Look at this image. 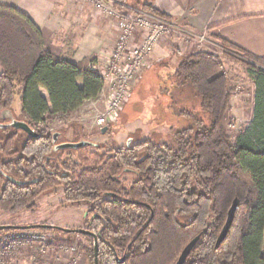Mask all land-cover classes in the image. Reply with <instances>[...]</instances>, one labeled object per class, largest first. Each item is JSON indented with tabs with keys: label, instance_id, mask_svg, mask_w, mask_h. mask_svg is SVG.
Wrapping results in <instances>:
<instances>
[{
	"label": "trees",
	"instance_id": "obj_1",
	"mask_svg": "<svg viewBox=\"0 0 264 264\" xmlns=\"http://www.w3.org/2000/svg\"><path fill=\"white\" fill-rule=\"evenodd\" d=\"M136 5L170 19L149 3ZM218 38L249 60L237 58L255 84L253 119L235 139L227 124L228 72L220 56L200 50L183 57L161 90L187 124L171 142L148 138L109 153L89 151L92 144L56 149L69 140L54 142L41 124L70 118L98 98L104 79L91 66L95 58L75 63L55 55L28 15L0 4V208L34 210L39 198L62 187L67 203L90 204L86 229L98 235V264H175L197 235L185 264H264V57ZM17 96L21 120L37 137L2 117ZM68 150L77 153L72 165L56 157ZM124 173L135 175L130 186ZM235 198L233 224L216 247ZM81 236L89 264H97L94 236Z\"/></svg>",
	"mask_w": 264,
	"mask_h": 264
},
{
	"label": "rangeland",
	"instance_id": "obj_2",
	"mask_svg": "<svg viewBox=\"0 0 264 264\" xmlns=\"http://www.w3.org/2000/svg\"><path fill=\"white\" fill-rule=\"evenodd\" d=\"M106 1L111 3L110 0ZM138 1L139 0H130V3H132L131 5H136ZM82 5L91 7V5L84 3H82ZM93 10L95 9L93 8ZM96 15L99 14L96 13ZM102 17L104 16L102 15ZM115 27L118 33V27ZM201 36H204L203 39L200 38ZM201 36L193 40L187 39L185 36L184 43L180 47L177 44V48L184 51L183 57L200 50L209 51L220 56L228 72L230 85L233 90V101L231 100L232 103L229 105L227 111V124L230 134L235 139L237 134L243 130L250 121V100L252 98L250 92L252 89V77L249 75L245 63L238 61L237 58H242L245 61L249 60L238 51L223 45L218 37L205 33H202ZM140 41L141 37L138 36L135 39V43L138 44ZM191 43L193 45H190ZM174 54L179 56V51L176 47L174 48ZM167 62V65H165L166 69H163V71L158 67H153L151 71L147 72L143 79L141 77L142 74L139 75L132 85L133 89L130 92L128 104L125 105L127 106L125 111L122 110L123 112L120 113L117 119L105 126L108 128L105 133L102 132L101 127L95 124L97 114L102 111L105 105L101 100L95 103L87 102L67 120H47L46 123L41 124V126L49 133L54 134L59 132L60 136L58 139L62 141H77L82 138L83 140L90 141L93 143V146L88 150H99L100 153H109L126 146L128 143L148 138L171 142L174 130L187 124L185 119L175 116L174 112L169 107V96L163 94L161 91L164 85L169 82L171 75L176 71L174 67L175 62L173 61L172 64H170L169 61ZM149 66L150 60L147 63L146 69H148ZM45 94L48 96L47 93ZM106 96L107 91L102 98L105 99ZM241 102L244 104L242 110L237 108L238 103ZM2 117L10 122L14 119H23L19 96L16 97L13 107L3 112ZM56 157L60 158L62 161H68L71 165L77 161L78 158L77 153L69 150L60 152ZM134 179L135 175L131 173H124L122 175V180L127 186H130ZM37 204V208L34 210H24L17 213L0 208V225L22 223L29 225L33 222H39V224H61L68 228L86 229L89 227L88 222L91 220V217L88 216L90 204L82 203L72 205L67 203L63 197L62 187L55 189L48 197L42 196L39 198ZM1 232L3 231H0V233ZM44 232L47 236L44 248L42 249L40 247V249L35 250L30 247H25L18 258L20 256H26L27 252L28 254H41L43 257L37 259L39 264H89L88 255L82 249L83 245L88 244V241L84 239L81 234L61 233L66 238L56 239L52 237V235L62 231L50 230Z\"/></svg>",
	"mask_w": 264,
	"mask_h": 264
},
{
	"label": "crops",
	"instance_id": "obj_3",
	"mask_svg": "<svg viewBox=\"0 0 264 264\" xmlns=\"http://www.w3.org/2000/svg\"><path fill=\"white\" fill-rule=\"evenodd\" d=\"M126 3L132 4L130 0ZM137 3L151 4L153 8L169 16L174 26L173 35L163 40L150 56V66L141 73L142 79L153 67H158L161 71L166 69L167 61L170 64L174 61L177 69L184 56V51L177 48V44L182 46L185 36L192 40L202 33L222 37L243 51L264 57V0H139ZM0 4L12 5L28 15L40 28L46 49L55 55L75 63L95 58L98 66L107 64L117 36L116 24L93 6H83L77 0H0ZM175 47L179 56L174 54ZM251 83L250 121L254 116L255 103L253 79ZM106 91L107 88L104 87L98 98L85 101L78 110L87 102L94 103L103 99ZM42 92L46 96V90L42 89ZM243 107V102L238 103V109L242 110ZM46 196L50 194L44 195ZM37 223L39 224H31ZM61 233L72 234L62 231L52 237L66 238ZM40 257L43 256L26 252V256L16 259V264H39L37 259Z\"/></svg>",
	"mask_w": 264,
	"mask_h": 264
},
{
	"label": "built area",
	"instance_id": "obj_4",
	"mask_svg": "<svg viewBox=\"0 0 264 264\" xmlns=\"http://www.w3.org/2000/svg\"><path fill=\"white\" fill-rule=\"evenodd\" d=\"M77 1L93 6L113 19L118 27L107 64L102 67L96 63L91 65L100 72L104 87L107 88L106 98L101 99L104 108L95 119V124L103 128L118 118L129 99L133 83L147 68L150 56L160 42L173 35L174 26L170 20L152 14L142 6L121 4L116 0H110L111 3L106 0ZM138 36L141 41L136 44ZM46 237L41 229L1 232L0 264H16V259L25 247L43 249Z\"/></svg>",
	"mask_w": 264,
	"mask_h": 264
},
{
	"label": "water",
	"instance_id": "obj_5",
	"mask_svg": "<svg viewBox=\"0 0 264 264\" xmlns=\"http://www.w3.org/2000/svg\"><path fill=\"white\" fill-rule=\"evenodd\" d=\"M10 126L17 128V129H21L24 130L26 133H28L31 136L37 137L39 135V133L26 121L23 120H18V119H14L13 121H11L9 123ZM107 127L102 128V132L105 133L107 131ZM60 136L59 132H56L53 134V138H54V142L58 141V138ZM93 145L92 142L87 141V140H79V141H66V142H62L60 144L57 145L56 149H66V148H74V149H78V148H82V147H86L89 145ZM239 206V199L235 198L229 211H228V215H227V220L218 236L217 242H216V247H219L220 244L224 241V239L226 238L228 232L230 231V228L233 224L234 218H235V214L236 211L238 209ZM46 229V228H58L64 232H68V233H77V234H91L94 236L95 239V260L96 263L98 264V253H99V239H98V235L95 234L94 232L85 229V228H68V227H62V226H58V225H52V224H31V225H0V231L3 230H7V229H21V230H25V229ZM201 235H197L195 238H193L182 250L177 262L175 264H185L187 258L189 257V255L191 254L192 250L194 249V247L196 246V244L198 243V241L200 240ZM125 259V257H121L119 258L120 262H123Z\"/></svg>",
	"mask_w": 264,
	"mask_h": 264
},
{
	"label": "flooded vegetation",
	"instance_id": "obj_6",
	"mask_svg": "<svg viewBox=\"0 0 264 264\" xmlns=\"http://www.w3.org/2000/svg\"><path fill=\"white\" fill-rule=\"evenodd\" d=\"M122 257H123V256H122ZM124 257H125V256H124ZM119 258H121V256L118 257V260H119ZM119 261H120V260H119Z\"/></svg>",
	"mask_w": 264,
	"mask_h": 264
}]
</instances>
